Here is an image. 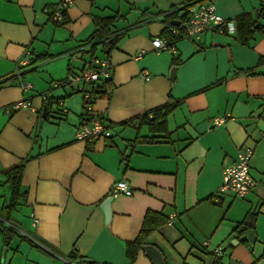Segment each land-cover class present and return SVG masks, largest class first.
<instances>
[{
    "label": "crops",
    "instance_id": "obj_1",
    "mask_svg": "<svg viewBox=\"0 0 264 264\" xmlns=\"http://www.w3.org/2000/svg\"><path fill=\"white\" fill-rule=\"evenodd\" d=\"M198 1L73 0L59 25L51 20L59 0H0V107L21 100L31 106L0 114V217L21 227L0 225V264L4 249L12 252L9 264H66L30 238L62 259H80L76 264H264V20L246 45L237 30L179 38L174 27L185 6ZM212 3L235 27L237 18L262 8L261 0ZM113 18L109 31L120 38L108 55L111 79L106 95H96L106 82L96 85L91 111L111 137L89 144L76 138L82 97L53 85L106 56L101 45L91 52L86 42L95 21ZM155 38L169 49L156 51ZM26 52L30 69L18 77ZM22 82L31 89L23 91ZM45 93L60 101L64 115L52 113ZM170 103L174 110L150 124ZM216 117H226L224 125L213 127ZM241 149L253 151L255 181L243 200L219 192L223 168ZM19 166L23 214L12 216L6 172ZM120 181L132 196H112ZM251 215L244 234L253 233V244H236L246 227L236 228ZM155 225L142 248L128 246ZM216 247L224 251L220 258Z\"/></svg>",
    "mask_w": 264,
    "mask_h": 264
},
{
    "label": "built area",
    "instance_id": "obj_2",
    "mask_svg": "<svg viewBox=\"0 0 264 264\" xmlns=\"http://www.w3.org/2000/svg\"><path fill=\"white\" fill-rule=\"evenodd\" d=\"M72 3L73 0H59L52 13L51 20L58 24L62 23L64 19L62 13L65 12ZM261 7L264 9V0H261ZM184 10V39L196 40L199 39L202 34L209 31L222 34H234L236 31L235 24L232 21L217 14L212 0H204L200 3L199 1L198 3H189L185 6ZM171 33L176 34L177 32L176 30H172ZM151 45L156 51L169 49L167 42L159 38L153 39ZM29 65L30 56L26 52L17 63L16 76L20 77V70ZM112 68V62L108 57L94 58L91 60V63L87 68L78 74H69L63 82V84L73 87L74 93H77L82 97V117L76 133V138L79 141L91 144L99 139H109L111 137V131L108 125L102 119L92 116L91 111L95 98L96 85L110 79ZM141 74L144 80H149V76L145 73ZM57 86H60V84L56 83L55 87ZM20 88L27 92L31 89V86L22 82L20 83ZM41 98L43 102L49 106L54 115H64L66 113V109L62 106L60 101L50 97L49 93L43 94ZM24 108H31L29 101L21 100L10 107H0V114H7L11 110H20ZM149 118H151V116H149ZM225 121L226 117H216L212 120V126L220 127L224 125ZM252 157L253 151L250 149H241L238 151L234 163L225 166L222 170V184L219 189L220 193L230 192L239 200L246 198L250 190L255 186V181L250 174ZM133 193V188L124 181L115 183L111 189L113 197H130ZM0 223L9 229H15L13 225L1 217ZM34 224H36V221H34ZM171 224L172 221L169 222V225ZM30 240L41 249L49 252L53 257L63 260L66 264H76V262L80 260L78 258L72 260L62 259L34 239L30 238ZM203 246L207 247L208 243L204 242ZM223 252L224 251L221 247H216L212 250V253L217 258H220ZM262 261L264 263V255Z\"/></svg>",
    "mask_w": 264,
    "mask_h": 264
},
{
    "label": "trees",
    "instance_id": "obj_3",
    "mask_svg": "<svg viewBox=\"0 0 264 264\" xmlns=\"http://www.w3.org/2000/svg\"><path fill=\"white\" fill-rule=\"evenodd\" d=\"M63 14V21L62 23H60L59 25H63L66 21H65V12L62 13ZM175 18V17H174ZM172 18V19H174ZM170 19L165 20L168 24V28H172L173 26L170 25ZM259 19L264 20V9L261 8L257 14L255 15V17H252L251 15H242L239 18H237L236 20V30H237V38L239 40L240 43H242L243 45L248 44V42L250 41V39L252 38V35L259 30L260 28L256 27L257 21ZM184 20H185V16H183L180 20H179V25L174 27L179 31V38H183L184 36ZM114 18L113 19H107V20H103V21H95V30L94 33L89 37L88 41L86 42L91 50V52H93L96 49V46L101 45L103 48V51L105 53V57H108L110 51L115 47V45L117 44V42L119 41V36H113L111 34V32L109 31V27L110 25L113 23ZM55 23V22H54ZM58 24V23H56ZM111 41L109 44V53L105 52V44L106 42ZM104 57V58H105ZM64 81L59 82L60 85L63 84ZM106 85L107 82L104 83L103 88L100 91H96V95L97 96H101V95H106L107 91H106ZM47 107H49L48 105H46ZM175 104H168L167 106H165L161 111L155 112L153 115V119L149 120L150 124H152L157 118L160 119H164L165 116L170 113L172 110H174L175 108ZM157 123V121H156ZM157 126V124H156ZM23 171V166H19L16 168H13L11 170H9L8 172H6V177L7 180L9 182V184L12 187V193H11V197L9 200V204L6 207V210L8 211V213H10V211H12L13 209H15L19 204L18 201L22 198H24V195L20 193V178H21V174ZM6 221H8V218H4ZM254 216L251 215L250 217H247L237 228L239 229L240 227L244 226L246 227L244 230H242L240 232V234H244L246 232V230L251 229L253 226L251 224H249L248 222H252L254 221ZM161 224V223H160ZM159 224V225H160ZM156 228L155 227H150V226H145L140 235L138 236V238L136 239V241L134 243L129 244L128 246H133L136 250L142 248L143 243L145 238L148 236V234L153 231V229ZM235 230V231H236ZM10 232H13L12 229H9ZM71 260L75 259L72 256L69 257ZM78 264H84V263H78Z\"/></svg>",
    "mask_w": 264,
    "mask_h": 264
},
{
    "label": "water",
    "instance_id": "obj_4",
    "mask_svg": "<svg viewBox=\"0 0 264 264\" xmlns=\"http://www.w3.org/2000/svg\"><path fill=\"white\" fill-rule=\"evenodd\" d=\"M173 25H178V23H172ZM111 41L106 42L105 47H106V53H109V44ZM174 74H175V70H173L170 74V79L171 81L174 79ZM111 79V78H110ZM111 198L107 199L104 202V205L102 207V210L104 212L105 215V221H106V225L109 224L110 222V218H111V213H110V209H109V204H110ZM247 240L250 244H253L254 242V235L252 232H249L247 234H243L238 240L235 241V243H239L242 241ZM144 250H147L146 248H143ZM12 257V252H7L5 249L3 251V256L1 259V264H9L10 259Z\"/></svg>",
    "mask_w": 264,
    "mask_h": 264
},
{
    "label": "rangeland",
    "instance_id": "obj_5",
    "mask_svg": "<svg viewBox=\"0 0 264 264\" xmlns=\"http://www.w3.org/2000/svg\"><path fill=\"white\" fill-rule=\"evenodd\" d=\"M95 53H96L97 56H99V55L101 54L100 49L97 48V52L95 51ZM29 69H30V66L21 69L20 72L28 71ZM66 77H67V76H66ZM66 77H65V79H66ZM53 86H55V85H53ZM75 94H76V95H79V94H77V93H75ZM79 96H80V95H79ZM10 214H12V216H13V215H21V214H23V213H22L20 210H18V207H16V208L13 209L12 211H10ZM4 218H5V216H4ZM6 218H8V222H9L11 225H13V227H14L16 230H21V227H20V225H19V222H18L16 219L14 220V218H11V216L6 217ZM0 225H2V224L0 223Z\"/></svg>",
    "mask_w": 264,
    "mask_h": 264
}]
</instances>
